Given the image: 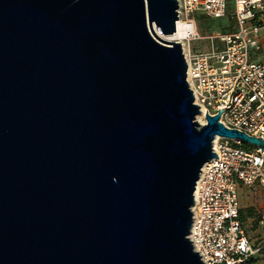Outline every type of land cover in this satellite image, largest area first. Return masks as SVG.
I'll list each match as a JSON object with an SVG mask.
<instances>
[{"label": "water", "instance_id": "1", "mask_svg": "<svg viewBox=\"0 0 264 264\" xmlns=\"http://www.w3.org/2000/svg\"><path fill=\"white\" fill-rule=\"evenodd\" d=\"M177 0H0V264H205L189 239L216 136ZM232 264H237L232 263Z\"/></svg>", "mask_w": 264, "mask_h": 264}, {"label": "built area", "instance_id": "2", "mask_svg": "<svg viewBox=\"0 0 264 264\" xmlns=\"http://www.w3.org/2000/svg\"><path fill=\"white\" fill-rule=\"evenodd\" d=\"M178 20L191 28L177 42L187 62V81L202 114L222 111L220 122L264 141V0H177ZM234 19L228 32L200 35L197 16ZM176 33V32H175ZM174 33V34H175ZM210 41V49L192 42ZM207 123V122H206ZM215 157L204 164L194 192L189 234L205 264H253L262 248L255 245L241 219L238 187L264 192V148L240 138L216 136ZM258 224L264 228V213Z\"/></svg>", "mask_w": 264, "mask_h": 264}, {"label": "rangeland", "instance_id": "3", "mask_svg": "<svg viewBox=\"0 0 264 264\" xmlns=\"http://www.w3.org/2000/svg\"><path fill=\"white\" fill-rule=\"evenodd\" d=\"M234 9V0H229V14L233 13ZM233 24L234 19L229 15L222 18H209L200 15L197 16L198 31L202 36H208L214 31L224 32V29L229 30V27H231ZM192 48H197L202 52L207 51L210 49V41L196 40L192 42ZM238 193L243 214L245 215V228L248 232V235L251 236V238L256 242L257 246H259L261 242V236L258 234L259 231H257V229L259 228V211L263 212L264 210V192L260 188L255 189L240 185L238 187ZM257 264H264V259L262 262H258Z\"/></svg>", "mask_w": 264, "mask_h": 264}, {"label": "bare ground", "instance_id": "4", "mask_svg": "<svg viewBox=\"0 0 264 264\" xmlns=\"http://www.w3.org/2000/svg\"><path fill=\"white\" fill-rule=\"evenodd\" d=\"M192 31L191 28H188L186 25H183L181 23H178L176 25V33L172 34V35H165L160 33L157 29L155 30V33L158 37H160L161 39L165 40V41H169V42H181L186 36L187 34ZM197 120L200 122V124H206V118L203 114L199 115L197 117Z\"/></svg>", "mask_w": 264, "mask_h": 264}, {"label": "crops", "instance_id": "5", "mask_svg": "<svg viewBox=\"0 0 264 264\" xmlns=\"http://www.w3.org/2000/svg\"><path fill=\"white\" fill-rule=\"evenodd\" d=\"M242 207V206H241ZM263 213H264V210H263ZM244 221V220H243ZM245 222V221H244ZM257 231H259L258 232V234L261 236L260 237V239H261V242H260V244H259V246L258 247H261L262 248V250H261V253H260V255L256 258V260L253 262V264H257L258 262H262L263 261V259H264V228L262 229V228H258L257 229ZM250 238H251V236H250ZM251 240L255 243V245L257 246V244H256V242L251 238ZM260 256H262V257H260Z\"/></svg>", "mask_w": 264, "mask_h": 264}, {"label": "trees", "instance_id": "6", "mask_svg": "<svg viewBox=\"0 0 264 264\" xmlns=\"http://www.w3.org/2000/svg\"><path fill=\"white\" fill-rule=\"evenodd\" d=\"M230 29L227 30V29H224V32H228V31H231L233 29V25L231 27H229ZM223 32V31H222ZM240 214H241V219L244 220L245 219V215L243 214V210L241 209L240 211Z\"/></svg>", "mask_w": 264, "mask_h": 264}]
</instances>
